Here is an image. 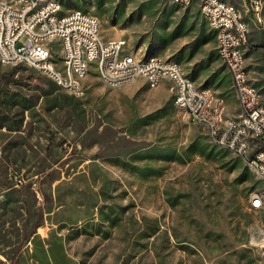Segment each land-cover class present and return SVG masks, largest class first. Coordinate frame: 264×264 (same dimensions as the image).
<instances>
[{
  "label": "rangeland",
  "instance_id": "obj_1",
  "mask_svg": "<svg viewBox=\"0 0 264 264\" xmlns=\"http://www.w3.org/2000/svg\"><path fill=\"white\" fill-rule=\"evenodd\" d=\"M59 1L98 18L104 40L199 74L229 116L240 112L196 5ZM255 30L245 62L264 104V25ZM170 85L110 88L92 70L75 96L0 65V264H264V203L250 204L262 183L176 108Z\"/></svg>",
  "mask_w": 264,
  "mask_h": 264
},
{
  "label": "built area",
  "instance_id": "obj_2",
  "mask_svg": "<svg viewBox=\"0 0 264 264\" xmlns=\"http://www.w3.org/2000/svg\"><path fill=\"white\" fill-rule=\"evenodd\" d=\"M186 4V8L196 5L200 15L208 24H214L221 30V40H218V51L224 56L226 68L234 89L239 91V106L244 107V115H236L228 118V128H220L218 122V110L221 107L215 102V107H207L208 94L200 91L195 83H185L178 80L177 73L166 64L156 63L153 66H133V61L125 63L122 69H114V66H105V73H98V66L92 65V54L99 52V42H106V55L108 50L117 53L123 50V44L119 38L104 40L101 38L100 29L93 25V15L84 12H71L68 15L59 14L60 5L50 4V0H15V5H7L8 14L5 20L0 22V65L5 67H26L50 80L56 87L81 96L82 88L77 80L72 79V70H79L88 77L94 70L97 75H103L105 79L125 80L135 74H144L150 78V88H156L160 73H169L171 84L170 94H179L176 108L188 111V119L193 123L205 126L215 144L225 148L235 155L246 159L256 172H259V180L264 182V155H257V148L264 147V104L261 95L256 90H248V82L251 76L247 69H239L241 46L235 44V34H242L249 40L250 28L247 20L235 8H228L231 0H179ZM251 1V9H245L256 25H264V0ZM7 3V0H0ZM39 2L40 11L34 15H26L28 3ZM22 17H29V26H22ZM26 28L34 29L33 41H25ZM55 31L59 36V51L53 61L41 62V54L47 50L45 32ZM106 55H103L105 57ZM64 66H71V75H64ZM52 71H61L62 79L54 80ZM190 108H199L198 116H190ZM242 122H249L251 135H243ZM252 154L251 158H248ZM14 186L23 183L18 175L13 177ZM264 202L257 201L251 196V207L262 206Z\"/></svg>",
  "mask_w": 264,
  "mask_h": 264
},
{
  "label": "bare ground",
  "instance_id": "obj_3",
  "mask_svg": "<svg viewBox=\"0 0 264 264\" xmlns=\"http://www.w3.org/2000/svg\"><path fill=\"white\" fill-rule=\"evenodd\" d=\"M172 1L175 4L186 8V4H184L183 1H179V0H172ZM50 4L60 5L59 14L68 15L69 12L62 13L61 4L59 0H50ZM7 5H15V0H7V3L0 2V22L4 21L5 15L8 14ZM244 7L245 9H251V1H244ZM228 8H235V4L232 1H228ZM38 11H40L39 2L28 3V5L26 6V15H34V13ZM71 12H80V11L72 10ZM93 25H96V28L100 29V21L95 16H93ZM208 25L216 33V50H217L218 40H221V30H219L217 27H214V24H208ZM22 26H29V17H22ZM33 38H34V29L26 28L25 41H33ZM119 40L120 43L123 44V50H120L117 53L115 62H114L115 50H108L106 55V42H99V52H96L91 56L92 65H100V63H102L103 61V66H98V73H105V66H114V69H122L125 63L129 61V57L133 61V66H153L156 63V59H158L159 64H166V66L172 67L176 71L178 80L184 81L185 83H195L184 75L181 66L177 62L168 59H163L162 57H157V56L138 57L127 50L126 40L120 38ZM45 41L49 43L47 44V50H44L43 53L41 54V62H50L54 60V57L57 56V52L59 51V36L56 34L55 31H47L45 32ZM0 44H2V35H0ZM53 44H55L54 48H53ZM235 44L237 46H241L240 60L245 61V48L247 46L246 38H244L242 34H235ZM103 55L106 56L103 57ZM217 55L221 63L224 65V56L222 51L217 50ZM239 69H247L246 62H239ZM64 75H71V66H64ZM98 77L105 85H107L110 88H118L127 85L138 78L144 79L147 85L150 86V78H147V76H144V74H135L129 79L116 80L114 84L112 79H105L103 75H98ZM52 78H54V80H61L62 72L52 71ZM86 78H87L86 74L81 73L79 70H72V79L77 80V84H79L80 88H82V94L84 93L83 84ZM164 80L169 81V73H160L158 78V85ZM199 88L200 91L206 92L208 94V98L210 100H207V107H215V102H217V105L221 107L220 110H218V122H220V128H228V118H233V116L227 115L226 104L224 99L216 96L214 92L209 88H204V87H199ZM234 90L239 102V91L238 89H234ZM248 90H256V92H258V90L255 88L252 82H248ZM172 96H173V102L176 106L177 102L179 101V94H172ZM239 107H240V112L238 113V115H244V107L243 106H239ZM184 113L188 117V111H184ZM198 115H199V108H190V116H198ZM242 130H243V135H251V128H249V122H242ZM218 146L220 147V145ZM257 155H264V147L257 148ZM250 167L254 171L256 178L259 180V172H256L253 166ZM259 181L262 183V186L264 188V182H262V180ZM254 197L257 198V201L263 202L264 192L254 194ZM260 207L261 206H255L254 208H260Z\"/></svg>",
  "mask_w": 264,
  "mask_h": 264
},
{
  "label": "crops",
  "instance_id": "obj_4",
  "mask_svg": "<svg viewBox=\"0 0 264 264\" xmlns=\"http://www.w3.org/2000/svg\"><path fill=\"white\" fill-rule=\"evenodd\" d=\"M243 17L245 18V20H247L248 24H249V28L252 29L251 34H250V39L253 42H260L261 40V36L258 34V32L255 30V28L257 27V25L253 22L252 18L246 14V12L244 14H242ZM264 15V12H263ZM214 34V33H213ZM182 68V67H181ZM183 70V69H182ZM184 73V72H183ZM211 72H209L210 74ZM186 75H188L189 79H191L193 82H195V84L199 87H208L206 86V79L201 78V76H199V74L196 73H192V72H185ZM167 80L162 81L157 87L161 86L162 83H164ZM163 86V85H162ZM156 87V88H157ZM171 87V85H170ZM210 88V87H209ZM213 90V89H212ZM226 104V103H225ZM227 113V110H226ZM228 115V114H227ZM238 115V114H237Z\"/></svg>",
  "mask_w": 264,
  "mask_h": 264
}]
</instances>
